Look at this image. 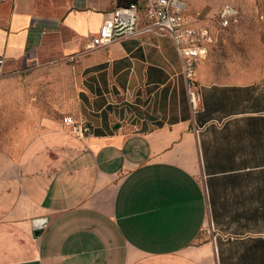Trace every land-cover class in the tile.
Listing matches in <instances>:
<instances>
[{
  "label": "crops",
  "instance_id": "obj_1",
  "mask_svg": "<svg viewBox=\"0 0 264 264\" xmlns=\"http://www.w3.org/2000/svg\"><path fill=\"white\" fill-rule=\"evenodd\" d=\"M116 8L0 0L6 69L80 55L94 129L27 123L0 148V264H264V71L195 110L170 38L85 52Z\"/></svg>",
  "mask_w": 264,
  "mask_h": 264
},
{
  "label": "rangeland",
  "instance_id": "obj_2",
  "mask_svg": "<svg viewBox=\"0 0 264 264\" xmlns=\"http://www.w3.org/2000/svg\"><path fill=\"white\" fill-rule=\"evenodd\" d=\"M187 1L190 20L211 35L209 55L198 66L200 88L206 82H250L264 71V1L235 3L237 17L227 28L220 23L226 0ZM82 70L80 55L58 52L7 68L0 77V148L13 143L24 124L54 120L70 131L72 122L82 120L87 85ZM135 98L141 101L139 94Z\"/></svg>",
  "mask_w": 264,
  "mask_h": 264
},
{
  "label": "built area",
  "instance_id": "obj_3",
  "mask_svg": "<svg viewBox=\"0 0 264 264\" xmlns=\"http://www.w3.org/2000/svg\"><path fill=\"white\" fill-rule=\"evenodd\" d=\"M247 0H226L221 12V26L229 27L236 20L235 3ZM263 2L264 0H254ZM187 0H145L130 7L116 8L104 21L97 35L88 40L86 52L93 53L119 41L138 38L145 34L170 38L182 61L183 77L193 109L200 102L201 88L197 79L198 66L209 55L210 31L197 27L187 13ZM264 19V16H261ZM6 74V59L0 56V77ZM93 127L80 120L71 123L70 134L83 139L92 135Z\"/></svg>",
  "mask_w": 264,
  "mask_h": 264
},
{
  "label": "trees",
  "instance_id": "obj_4",
  "mask_svg": "<svg viewBox=\"0 0 264 264\" xmlns=\"http://www.w3.org/2000/svg\"><path fill=\"white\" fill-rule=\"evenodd\" d=\"M141 0H117V8L130 7L134 4H139Z\"/></svg>",
  "mask_w": 264,
  "mask_h": 264
},
{
  "label": "water",
  "instance_id": "obj_5",
  "mask_svg": "<svg viewBox=\"0 0 264 264\" xmlns=\"http://www.w3.org/2000/svg\"><path fill=\"white\" fill-rule=\"evenodd\" d=\"M42 233H43V229H37V231L35 232V235L39 237Z\"/></svg>",
  "mask_w": 264,
  "mask_h": 264
}]
</instances>
